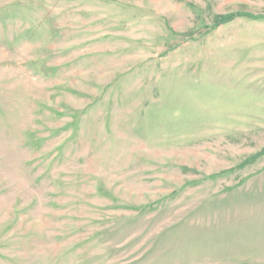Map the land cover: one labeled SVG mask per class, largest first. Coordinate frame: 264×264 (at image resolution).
<instances>
[{
    "label": "rangeland",
    "instance_id": "obj_1",
    "mask_svg": "<svg viewBox=\"0 0 264 264\" xmlns=\"http://www.w3.org/2000/svg\"><path fill=\"white\" fill-rule=\"evenodd\" d=\"M0 264H264V0H0Z\"/></svg>",
    "mask_w": 264,
    "mask_h": 264
},
{
    "label": "trees",
    "instance_id": "obj_2",
    "mask_svg": "<svg viewBox=\"0 0 264 264\" xmlns=\"http://www.w3.org/2000/svg\"><path fill=\"white\" fill-rule=\"evenodd\" d=\"M233 17H234L233 14H232V15H227L226 17H224V18L222 19L221 23H225V22L231 20Z\"/></svg>",
    "mask_w": 264,
    "mask_h": 264
}]
</instances>
